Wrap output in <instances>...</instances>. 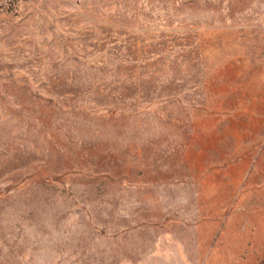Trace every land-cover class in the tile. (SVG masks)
<instances>
[{"label": "rangeland", "instance_id": "obj_1", "mask_svg": "<svg viewBox=\"0 0 264 264\" xmlns=\"http://www.w3.org/2000/svg\"><path fill=\"white\" fill-rule=\"evenodd\" d=\"M0 264H264V0H0Z\"/></svg>", "mask_w": 264, "mask_h": 264}]
</instances>
